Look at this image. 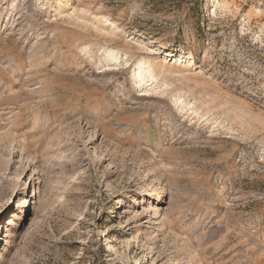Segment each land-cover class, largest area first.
<instances>
[{"label":"rangeland","instance_id":"374dc122","mask_svg":"<svg viewBox=\"0 0 264 264\" xmlns=\"http://www.w3.org/2000/svg\"><path fill=\"white\" fill-rule=\"evenodd\" d=\"M0 264H264V0H0Z\"/></svg>","mask_w":264,"mask_h":264},{"label":"bare ground","instance_id":"6f19581e","mask_svg":"<svg viewBox=\"0 0 264 264\" xmlns=\"http://www.w3.org/2000/svg\"><path fill=\"white\" fill-rule=\"evenodd\" d=\"M141 68V70H142V67H140ZM140 73H142V71H140Z\"/></svg>","mask_w":264,"mask_h":264}]
</instances>
